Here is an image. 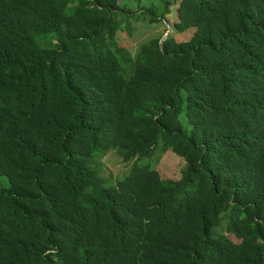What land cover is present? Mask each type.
I'll list each match as a JSON object with an SVG mask.
<instances>
[{
  "label": "trees",
  "instance_id": "obj_1",
  "mask_svg": "<svg viewBox=\"0 0 264 264\" xmlns=\"http://www.w3.org/2000/svg\"><path fill=\"white\" fill-rule=\"evenodd\" d=\"M124 5L0 0V264H264V0Z\"/></svg>",
  "mask_w": 264,
  "mask_h": 264
},
{
  "label": "rangeland",
  "instance_id": "obj_2",
  "mask_svg": "<svg viewBox=\"0 0 264 264\" xmlns=\"http://www.w3.org/2000/svg\"><path fill=\"white\" fill-rule=\"evenodd\" d=\"M121 4L129 7L131 10H137L140 6L152 4L159 11L163 7L164 0H119ZM170 2L174 0H169ZM172 5V4H171ZM170 5V6H171ZM171 12V11H170ZM166 13L165 18H160L159 21L149 22L140 18H129V20L122 24L117 32L118 42L125 47L129 54H133L138 46L146 41L150 36L160 34V37H165L169 33L170 25L168 18H172V12ZM130 21V22H129ZM130 25V26H129ZM167 33V34H166ZM182 121L184 118L180 116ZM154 159L156 161V168L158 171L166 176L177 178L181 174V169L184 166V160L178 154L170 150H163L155 153ZM105 175L122 174L129 168V163H125L119 159L115 151L106 153L102 160Z\"/></svg>",
  "mask_w": 264,
  "mask_h": 264
}]
</instances>
